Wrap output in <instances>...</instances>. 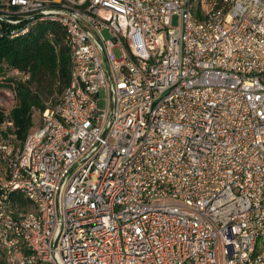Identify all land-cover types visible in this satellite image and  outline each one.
Listing matches in <instances>:
<instances>
[{
  "label": "built area",
  "instance_id": "1",
  "mask_svg": "<svg viewBox=\"0 0 264 264\" xmlns=\"http://www.w3.org/2000/svg\"><path fill=\"white\" fill-rule=\"evenodd\" d=\"M46 20L70 81L23 142L0 99V264H264V0H0Z\"/></svg>",
  "mask_w": 264,
  "mask_h": 264
},
{
  "label": "trees",
  "instance_id": "2",
  "mask_svg": "<svg viewBox=\"0 0 264 264\" xmlns=\"http://www.w3.org/2000/svg\"><path fill=\"white\" fill-rule=\"evenodd\" d=\"M197 17L201 18L199 14ZM65 37L63 26L52 20L38 22L23 36L0 37V75L6 63L27 76L24 80H0V88L12 87L16 93L9 119L14 121V132L21 142L35 126L34 111H43L47 107L45 98L62 95L69 84L70 50ZM3 121L0 110V122Z\"/></svg>",
  "mask_w": 264,
  "mask_h": 264
},
{
  "label": "rangeland",
  "instance_id": "3",
  "mask_svg": "<svg viewBox=\"0 0 264 264\" xmlns=\"http://www.w3.org/2000/svg\"><path fill=\"white\" fill-rule=\"evenodd\" d=\"M178 22H179V16L174 15L173 25L177 26ZM2 66H3L4 70L1 71V75H0L1 81L5 82L9 78H13L14 80H24L25 79L24 75H21V74L15 75L13 70H11V68L6 63H4ZM7 93H11L14 95V101H11V102L5 104V106H4V108L6 110L11 111V109L15 106L16 101H17L16 100V93L12 87H2V88H0V99H1V97H4ZM60 97H61V95H53L48 99L45 98V103L47 104V106L53 105L59 100ZM33 118H34V123L36 125L41 123V114L39 111H36L33 113Z\"/></svg>",
  "mask_w": 264,
  "mask_h": 264
}]
</instances>
